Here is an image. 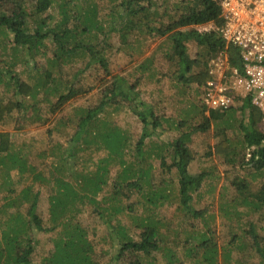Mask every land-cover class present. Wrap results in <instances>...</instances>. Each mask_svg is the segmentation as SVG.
Instances as JSON below:
<instances>
[{"label":"rangeland","instance_id":"obj_1","mask_svg":"<svg viewBox=\"0 0 264 264\" xmlns=\"http://www.w3.org/2000/svg\"><path fill=\"white\" fill-rule=\"evenodd\" d=\"M93 1L99 6V18L106 16L113 9L114 14L117 9V0ZM74 2V7L77 10L85 8V0H74ZM173 2L175 0H167L166 5H171ZM160 8V6H154L157 12H163V7ZM58 10V5L54 3L50 12L56 17ZM113 14L106 19L110 23L105 26L106 35L100 33L94 39L87 35L89 33L86 34L87 38L92 40V45L98 47V50L101 49L103 41L106 39L108 47L101 50L103 58H106L107 61V70L102 69V65L98 61L97 56L101 53L98 50L92 58L88 54L84 60L75 56L72 59H67L64 64H60V67L50 68L47 66V58L52 57L51 51L43 53V49L40 47L39 49L35 48L39 50L37 53H31L27 48L15 45L13 35L9 31H5V34L0 36V100L6 101L7 98L12 97V99L26 104L36 101L39 114L46 116L44 121L34 120V118L25 117L31 114V110H28L24 117L13 111L7 115L9 117L4 120V123H0V129L10 133L12 148L14 150L23 148L21 154L26 157L27 163L36 165L47 179L34 183L35 191L38 189L41 192L37 201V215L45 226L49 225V193L52 185L51 177L54 174L51 166L54 156L40 158L37 153L41 151L64 153V149L69 147L72 135L77 129L75 120L69 125L63 124V121L66 120L65 116L72 114L76 117H83L87 110L97 106L101 98L108 93L107 88L111 87L114 80L111 76L118 74L122 78L120 82L123 81L122 83L134 87V92L139 94V101L150 106L157 117L168 119V121L164 120L162 127H159L158 131L150 137L154 141L157 139V144L162 146L160 153L163 154L166 148L170 149L167 143H172L180 134L186 133L188 136L185 135L184 139H188L186 145L192 156L188 171L193 175L200 172H208V174L205 175L200 188L190 193L188 209L181 203L176 184L169 191L168 198L149 207L137 189L122 187L117 190L115 195L113 194L110 183L121 167L116 160L111 161L108 167L107 185L97 195V200L100 203L95 206L85 205V210L77 214V218L74 220L80 222L83 228L87 229V240L92 247L89 253L94 261L93 264H114L110 262L114 260L112 257L116 253V246L109 234L106 222L125 224L133 240H137L138 234L142 231L136 224L131 223L128 214L138 216L137 214L143 213L144 208L151 212H148L150 215L154 214L161 220V234L163 237L165 235L166 245L175 248L174 252L179 264H206L203 263L201 257L208 249H216L217 253L216 262L214 263L212 260L209 264H264L262 259L264 207L256 211L252 205L239 203L236 206L234 204L237 193L241 196L246 193L236 188L238 182L247 183L248 181L247 184L251 185V191H253L259 188L264 180V169L255 170L245 163L253 146L246 147L242 141L239 123L242 121L243 124H246L249 113L246 117L240 106L228 109L235 111L221 114L215 121H211L207 129L202 130L198 126L203 122V116L208 114V109L201 106L202 101L199 97L202 85L177 80L179 65L175 58L165 55L167 47L164 37L152 38L147 33L134 31L133 35L128 36L127 43L121 44L117 32L119 18ZM58 18L59 16L54 20ZM110 28L114 31L108 34L107 31ZM45 44L51 46L48 40L45 41ZM186 45L188 55L194 58L198 50L196 45L191 41ZM146 59H149L151 63H147L140 69V65ZM49 70L52 71L51 75L56 74L63 80L71 82L68 86L75 92V95L57 113H47L49 102L51 104L57 99V96L50 92L51 84L48 78L44 81V87L39 90L35 99L30 94L25 96L23 93L17 92L16 82H25L32 87L42 79L41 75L49 76L50 72L47 73ZM108 73L109 75H106ZM2 96L3 99H1ZM128 105H130L129 100L122 102L119 100L114 105L116 110H113V105L106 106L98 114L93 127L98 129L103 126V121H109L110 125L115 123L121 129H129L128 152L125 150L123 156L130 162L134 159L133 150L137 137L141 133V122H138L133 109L127 107ZM142 107L139 106L138 109L140 110ZM216 111L220 113L226 110ZM251 117L258 121L260 119L259 112L253 109ZM226 121H230L232 124L224 128ZM260 127L263 126L259 123L258 128ZM219 131H223L225 134H219ZM223 136L231 143L235 152L226 159L223 154L214 151L215 144L222 140ZM146 140L147 137L144 141ZM74 145L77 152L74 156L66 158V162L64 161L66 165H73L71 169L68 165L65 173L66 178L71 181L73 179L70 178V175L86 169H97L98 161L107 155L106 149L93 150L92 146L87 147L88 144L84 147L81 140ZM91 149L92 151H90ZM146 152H149L147 153L149 155L147 162L152 166L151 181L155 187L158 184V179L162 176L160 160L155 157L159 150L157 147H149ZM76 155L78 159L74 158ZM1 157H4L3 152H0V160ZM6 170L7 166L0 163V205L4 204L5 198L7 200L16 199L20 187L25 184V181L19 184L18 174L14 172L16 171L14 169L9 172L11 183H3ZM50 171L52 174H49ZM169 173L176 180L173 168ZM54 176L57 175L54 174ZM119 205L125 206L126 210H121L116 215L112 214V206ZM104 207L109 208V213L103 212ZM27 208L25 203L16 202L11 208L0 211V247H3L1 226L3 227L8 215L11 212L14 214L15 210L23 214ZM59 230L60 227L47 232L33 229L32 237L37 240V243L34 245V252L22 264H45V259L54 251L53 244ZM176 241L177 248L173 246ZM189 246H193L197 255L190 256L186 253ZM164 252L161 250V253L142 254L138 251L134 254H137L139 258H136L135 255L129 258L124 257L121 261L117 260L116 264H131L136 260H141L143 264H164L165 260L160 255ZM0 264L9 263H5V259H1Z\"/></svg>","mask_w":264,"mask_h":264},{"label":"trees","instance_id":"obj_2","mask_svg":"<svg viewBox=\"0 0 264 264\" xmlns=\"http://www.w3.org/2000/svg\"><path fill=\"white\" fill-rule=\"evenodd\" d=\"M117 1V9L114 14L112 8L113 11L99 18V6L93 0H85V8L81 10L74 7V0H0V36L4 35L5 31H9L13 35L14 44L27 48L31 53H37L39 50L36 49L40 47L43 49V53L51 51L52 57L47 58V66L50 68L60 67V64H64L67 59H72L75 56L83 60L86 54L91 58L94 57L97 54L98 47L92 45V40L88 39L87 35L94 39L97 38V34L103 33V35H106L105 26L110 25L109 20L106 19L113 14L119 18L117 32L121 44L127 43L128 36L133 35L134 31L136 33H147L152 38L164 37L167 47L165 55L175 58L179 65L177 80L184 83H198L203 87L204 80L208 77L205 69L206 58L216 50L224 47V41L213 30L200 31V27L204 24L209 22L220 23V7L216 1L175 0L171 5H166L167 0ZM54 3L58 5L59 9L56 15L59 18L56 20H54L56 17L50 12ZM154 6H160V9L163 7V12H157ZM112 28L107 31L108 34L114 31ZM46 40L50 42L51 46L45 44ZM189 41L193 42L198 49L194 58H191L187 53L186 44ZM107 47L108 44L105 39L101 49L104 50ZM101 49L98 50L101 53L97 58L102 65V69L107 70V61L106 58H103ZM227 51L230 63L238 66L237 49L234 46H228ZM149 62V59L143 61L140 69ZM49 72V76L41 75L42 79L38 80L32 87L25 82H16L17 92H21L25 96L30 94L35 99L39 90L44 87V81L48 78L51 84L50 92L57 96V99L51 104L49 102L47 113H57L63 109L64 105L75 95V92L68 86L71 82L63 80L56 74L51 75V70L47 73L49 74ZM106 75H109V73ZM111 77L114 78L111 87L107 88L108 93L101 98L97 106L87 110L83 117H76L72 114L65 116L66 120L63 121V124L69 125L75 120L77 129L72 135L69 147L64 149V153L52 151L37 153L40 158H46L49 155L54 156L51 166L52 171L57 175H51L50 216L48 219L49 225L47 226L42 223L41 218L36 213L37 201L41 192L34 189V183L43 182L47 179L44 177L42 170L38 169L36 165L27 163L26 157L21 154L23 148L20 147L16 150L12 148L10 133L0 129V152L4 153L0 163L7 166L2 182L11 183L9 172L13 169L18 174L19 184L25 181V184L20 187L16 199L7 200L5 198L4 204L0 205V211L11 208L16 202L25 203L28 207L23 214L17 210L14 214L11 212L3 227L1 226L3 247H0V260L5 259V263L22 264L28 260L30 254L34 252V245L37 243V240L32 237L33 229L47 232L60 227L53 244L54 251L45 259V264H93L94 261L89 253L92 247L87 240V229H84L80 222L74 220L77 218V214L85 210V205L95 206L100 203L97 200V195L107 185L108 167L113 160H116L121 167L110 183L113 194L115 195L117 190L122 187L137 189L143 195V200L149 207L156 205L158 201L164 198H168L169 191L176 184L181 203L187 208L191 197L190 193L200 188L201 182L208 174V172H200L193 175L188 171L192 156L186 145L188 139H184L185 135L188 136L186 133L180 134L172 143H167L170 149L166 148L163 154L160 153L162 146L157 144V139L154 141L150 137L158 131L159 127H162L163 121H168V119L157 117L150 106H146L139 101V94L134 92V87L122 83L123 81L120 82L121 76L115 74ZM202 94L203 90L200 89V101ZM1 99H3V96ZM119 100L121 102L129 100L130 105L127 107L133 109L138 122H141V133L137 137L133 150L134 159L130 162L125 160L123 156L125 150L128 152L129 129H121L115 123L110 125L109 121H103V126L98 129L93 127L98 114L103 108L113 105V110H116L117 108L114 109V105ZM35 102L26 104L12 99V97L7 98L6 101L0 100V123H4V120L9 117L7 115L13 111L24 117L28 110H31V114L25 117L34 118V120H46V116L39 114V108L36 107ZM139 106H143L142 109L139 110ZM201 106L205 107L203 104ZM239 106L244 110L243 114L246 117L249 113L248 122L246 124H243L242 121L239 123L242 141L246 144V147L253 146L245 163L255 170H262L264 169V125L258 128V124L262 119L260 113L258 121L251 117L253 109L257 111L258 109L251 105L248 99H243L241 103L231 108L209 109L208 114L203 116V122L198 127L202 130L207 129L212 120L215 121L227 111L234 112L235 110L228 109L238 108ZM216 110L226 111L218 113ZM231 124L232 122L226 121L224 128L229 127ZM218 133L225 134L223 131ZM146 137L147 140L144 141ZM224 137L215 144L214 151L223 154L224 159H226L235 152L231 143ZM80 140L83 142L84 147L88 144L87 147L92 146L93 150L106 149L107 155L98 161L97 169H86L70 175V178L73 179L71 181L66 178L65 173L68 165L70 169L73 165H66L64 161L66 162V158L75 155L77 148L74 147V144ZM149 147H157L159 150V153L155 152V157L160 160L159 166L162 176L158 179V184L155 187H153L151 181L153 177L152 166L147 162L149 158L147 153L149 152H146V150ZM130 151L132 152L131 148ZM25 154L28 155L29 153ZM74 158L78 159L77 155ZM87 159L89 160V158ZM172 168L175 170L176 180L169 173ZM52 171L49 174H52ZM247 183H237L236 188L246 193L243 196L237 193L234 204L236 206L239 203L252 205L256 211H259L261 207H264V180L260 187L253 191H251V185ZM103 210L104 213L105 211L109 213V208L104 207ZM121 210H126L125 206L119 205L111 208L114 215ZM148 212L150 211L144 208L143 213L137 214L138 216L128 214L131 223L136 224L142 231L138 234L137 240H133L125 224L106 222L109 234L116 246V253L112 257L114 260L110 263L116 264L117 260L121 261L124 257L137 256L134 253H138V251L142 254H150L153 252L161 253V250L165 251L160 254L162 259L165 260L164 264H177L179 262L174 252L175 248L166 245L165 235L163 237V234H161V220ZM177 245L176 241L173 246L177 248ZM186 253L190 256L197 255L193 246H189ZM216 255V249H208L206 253L202 254L201 260L206 264H209L212 260L215 263ZM262 259L264 260V252ZM131 264L143 263L141 260H136Z\"/></svg>","mask_w":264,"mask_h":264},{"label":"built area","instance_id":"obj_3","mask_svg":"<svg viewBox=\"0 0 264 264\" xmlns=\"http://www.w3.org/2000/svg\"><path fill=\"white\" fill-rule=\"evenodd\" d=\"M220 23L209 22L200 31L213 30L224 41L205 61L203 83L206 109H227L248 99L264 125V0H214ZM228 46L237 49L238 66L230 63Z\"/></svg>","mask_w":264,"mask_h":264}]
</instances>
